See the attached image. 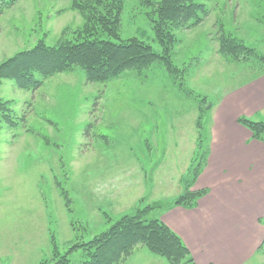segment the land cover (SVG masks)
<instances>
[{"label":"rangeland","instance_id":"obj_1","mask_svg":"<svg viewBox=\"0 0 264 264\" xmlns=\"http://www.w3.org/2000/svg\"><path fill=\"white\" fill-rule=\"evenodd\" d=\"M148 1L159 0H124L120 38L112 41L137 37L162 52ZM197 1L210 14L193 28L173 30L175 75L159 61L105 83L88 82L82 68L28 90L2 81L0 101L9 102L13 121L0 124V264H53L55 244L61 258L122 216L172 202L184 193L191 165H201V174L208 164L210 149L198 152V143L209 148L215 119L264 121V106L254 110L242 99L255 85L264 89V0ZM76 2L87 1L18 0L5 8L0 63L41 40L54 46L80 36L87 20ZM223 33L255 55L235 61L224 54ZM232 140L239 150L243 142ZM246 145L255 170L263 165L264 143L252 137ZM255 182L252 191L264 189V178ZM173 207L153 209L147 219L163 221ZM88 259V250L79 249L68 264ZM119 264L170 263L138 247ZM247 264H264V242Z\"/></svg>","mask_w":264,"mask_h":264},{"label":"trees","instance_id":"obj_2","mask_svg":"<svg viewBox=\"0 0 264 264\" xmlns=\"http://www.w3.org/2000/svg\"><path fill=\"white\" fill-rule=\"evenodd\" d=\"M18 0H0V14ZM76 2L75 7L85 15L87 23L83 33L75 39H62L58 45L49 46L43 40L34 47L18 51L0 63V85L4 79H12L21 89L39 87L45 78L58 73H69L77 68L85 71L86 80L108 82L127 70H145L162 61L169 73L175 75L171 49L176 41L175 28H193L201 24L210 14L205 2L197 0H159L154 3L157 18L153 19L155 37L162 47L157 53L152 46L137 37L121 40V18L124 0H86ZM97 4V5H95ZM102 6L103 11L92 9ZM100 34V36H99ZM105 36L106 38H102ZM221 51L235 61L247 60L255 55L254 49L247 47L230 35H221ZM264 64V56L259 58ZM9 102L0 101V124L13 121L8 112ZM238 122L252 133L254 139L264 143V121L240 117ZM11 123V122H10ZM198 143V152H209ZM202 156V155H201ZM201 165H191L189 178L185 180V191L172 202H157L138 209L134 215H124L108 230L84 243L74 244L66 254L58 258L57 245L53 254V264H68V256L79 249L89 252V259L81 264H119L129 258L138 247H146L152 253L165 258L170 264H194V259L181 236L158 218L147 219L153 209L183 206L192 209L207 195L208 189H195ZM264 225V217L259 219ZM56 246V248H55ZM56 249V250H55ZM53 262V261H52ZM45 263L44 261L41 263ZM51 264V263H50Z\"/></svg>","mask_w":264,"mask_h":264},{"label":"crops","instance_id":"obj_3","mask_svg":"<svg viewBox=\"0 0 264 264\" xmlns=\"http://www.w3.org/2000/svg\"><path fill=\"white\" fill-rule=\"evenodd\" d=\"M252 89L242 99L246 95V105L262 108L264 89ZM213 123L208 164L194 186L207 188V195L192 209L173 207L163 221L181 236L194 264H247L264 242V225L259 222L264 217V189L260 185L259 191H252L255 181L264 178V160L251 169L246 144L252 133L246 127L222 119ZM233 132L239 136L231 137L235 144L243 142L237 151L229 135Z\"/></svg>","mask_w":264,"mask_h":264}]
</instances>
